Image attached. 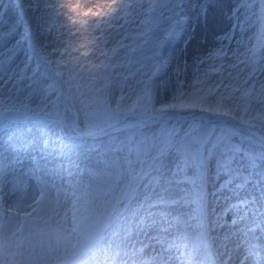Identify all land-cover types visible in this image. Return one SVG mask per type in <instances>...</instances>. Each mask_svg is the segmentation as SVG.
I'll return each mask as SVG.
<instances>
[{
	"label": "snow or ice",
	"instance_id": "1",
	"mask_svg": "<svg viewBox=\"0 0 264 264\" xmlns=\"http://www.w3.org/2000/svg\"><path fill=\"white\" fill-rule=\"evenodd\" d=\"M103 15L96 56L69 63L52 4L0 0V134H36L16 172L0 139V264H264L257 241L233 243L264 233V204L249 220L240 195L264 193V0H116ZM158 206L150 239L176 257L133 240Z\"/></svg>",
	"mask_w": 264,
	"mask_h": 264
},
{
	"label": "rangeland",
	"instance_id": "2",
	"mask_svg": "<svg viewBox=\"0 0 264 264\" xmlns=\"http://www.w3.org/2000/svg\"><path fill=\"white\" fill-rule=\"evenodd\" d=\"M29 135L35 136L36 134L33 133H28L26 130L23 129H10L7 132H4L3 134H0V139H3L4 144L2 145L3 147L8 148V165H9V170L12 172L18 171L23 165L20 163L23 161L24 164H27L28 162V152L24 151L23 148V138L27 137ZM246 147L251 148L253 150H258L260 145L259 142L252 143V144H247ZM240 163H243L245 165V168L247 169L248 167V162L247 160H241ZM184 187H187V185H183ZM215 187V182H210L209 183V199L210 201H215L216 197L211 195L212 189ZM158 191V189H157ZM220 197L219 203L217 207H223L225 203H227L226 197L229 196V193L227 191L219 193L218 194ZM241 196H247L250 199L254 197V200L249 204L248 206V216L249 220L252 219L253 216L259 213L261 205L264 204V193H262V190L260 187L256 185L250 184L246 189L240 192ZM167 210L163 206H158L157 208L152 209V216L150 217L151 220H155L156 224L152 226H146L143 229H139L138 234L134 235L133 240L136 241V243L144 242L148 244V247L145 249L143 255H155L157 253H160L163 251V254L165 257L168 255H172L173 257L174 254H179V250L177 249H171L168 251L163 250V246L160 244L155 243L150 239V237L153 235L154 232L158 230V228L166 223L164 219L160 216L161 211ZM175 210H183L187 211L186 209H173L172 211ZM172 229H169L168 233H163L162 235H168L170 234ZM242 232V229H241ZM144 234H148L145 236ZM241 234H238L240 237ZM237 239V238H236ZM235 239V240H236ZM250 241H257L261 246H264V233L261 232H256V233H248L246 235H241L240 237V244H241V252L245 251L246 249V243L245 242H250ZM137 260L141 259V256L137 255L136 256Z\"/></svg>",
	"mask_w": 264,
	"mask_h": 264
},
{
	"label": "clouds",
	"instance_id": "3",
	"mask_svg": "<svg viewBox=\"0 0 264 264\" xmlns=\"http://www.w3.org/2000/svg\"><path fill=\"white\" fill-rule=\"evenodd\" d=\"M58 12L60 24L56 41L58 51L53 55L61 56L71 63L73 58L86 61L96 56L95 46L89 41L98 38L100 27L97 21L107 19L104 13L115 7L116 0H47ZM59 6V7H55ZM62 50V51H60Z\"/></svg>",
	"mask_w": 264,
	"mask_h": 264
},
{
	"label": "bare ground",
	"instance_id": "4",
	"mask_svg": "<svg viewBox=\"0 0 264 264\" xmlns=\"http://www.w3.org/2000/svg\"><path fill=\"white\" fill-rule=\"evenodd\" d=\"M145 236H147L148 234H144ZM240 237H241V235H240ZM240 237L237 235V239L235 240L234 239V241H233V243H237V242H240ZM244 252V251H243ZM243 252H241V246H240V248H239V253L238 254H240V253H243ZM178 254H174V256L176 257Z\"/></svg>",
	"mask_w": 264,
	"mask_h": 264
}]
</instances>
